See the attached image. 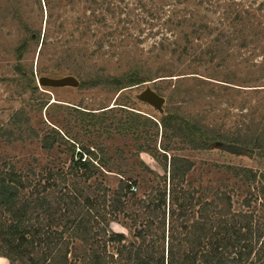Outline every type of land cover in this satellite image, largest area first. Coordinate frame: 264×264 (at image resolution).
<instances>
[{
    "label": "rangeland",
    "instance_id": "374dc122",
    "mask_svg": "<svg viewBox=\"0 0 264 264\" xmlns=\"http://www.w3.org/2000/svg\"><path fill=\"white\" fill-rule=\"evenodd\" d=\"M23 40L25 46L18 48ZM129 71L148 80L120 89L126 83L119 78ZM39 73L51 77L73 75L79 82L100 84L39 86L33 93L29 83H37ZM116 79L122 80L121 84ZM146 85L165 98V111L197 123L204 130L233 132L248 125L264 127V0H0V126L12 127L11 116L25 106L28 121L23 126L36 129L38 136L48 135L49 117L62 132L80 134L79 138L90 144L88 137H96L95 133L85 134L82 128L93 130V120L82 121L73 108L100 116L103 109L121 107L159 123L160 113L135 98ZM115 109V117L125 116L118 111L120 108ZM137 121L140 126L127 129L124 140L118 135L107 140L108 122H94L99 141L121 147L127 158L120 162L114 155L115 161L101 168L104 174L99 178L111 189L117 187L118 172L126 177L138 174L139 183L133 191L138 199L146 200L163 179L154 178L139 161L167 179L168 168L164 171L159 165L164 163L161 147L166 145L168 154L193 161L187 182L202 191L199 193L209 190L204 193L206 201L213 198L211 193L222 183L234 186L236 197H245L246 187H239L227 172L223 173L224 166L264 172L263 160L250 156L244 147L215 139L208 143V149H191L182 144V139L171 137L173 126L164 130L158 124L155 129L144 125L142 118ZM156 130L159 134L152 141L155 150L131 157L137 143H146L145 138ZM13 136L0 137V163L8 159L17 170L25 172L33 167L36 173L51 162L58 167V162L67 165L70 153L64 142L47 152L34 136L20 137L16 132ZM193 139L205 137L194 133ZM127 144L133 148L123 146ZM234 206V212L252 209L240 203ZM256 211L261 213L262 207L257 206ZM144 212L142 204L135 206L130 201L123 214L110 223L111 231L125 237L121 242L109 240L96 245L102 253L114 254L107 258L110 264H128V252L137 248L152 252L155 258L164 254L167 261L166 241L163 248L158 240L154 244L150 240L160 233L159 228H153L155 234L147 229L145 238L136 236L134 230L143 227L145 220L131 225L129 214H138L140 220L145 218ZM175 237L176 259L183 263V256L192 246L184 241L187 234L182 228L178 227ZM74 245L76 253L89 251L81 241ZM116 249L123 251L117 258ZM192 252L198 263V247L193 246ZM0 264L10 263L0 256Z\"/></svg>",
    "mask_w": 264,
    "mask_h": 264
},
{
    "label": "trees",
    "instance_id": "16d2710c",
    "mask_svg": "<svg viewBox=\"0 0 264 264\" xmlns=\"http://www.w3.org/2000/svg\"><path fill=\"white\" fill-rule=\"evenodd\" d=\"M31 38L33 37L30 35ZM25 42L26 40L21 41L18 48H23ZM39 74L41 76L44 73ZM119 79L126 83L125 86H119L120 89L148 80L136 77L135 71H129L126 77ZM119 79L115 81L121 84L122 80ZM98 84L100 83L79 82L78 86ZM29 85L33 93L39 89L35 81L31 80ZM30 99L28 105H31ZM49 106L50 104L46 105V108ZM115 108H120L118 111H123L125 116L115 117L118 114ZM25 111L24 106L14 112L11 116L12 127L0 126V137L4 134L12 137L15 132L20 137L31 135L39 139L40 148L47 152L64 142L67 145L65 150L70 155L65 167L62 163L58 162V167L51 162L42 166L38 173L33 167L23 172L17 170L8 159L1 161L0 165L8 167H0V256L5 257L10 264H110L107 258H113L114 254L108 256L97 249L96 245L102 241H123L124 235L111 231L110 223L118 219L119 213L123 214L130 201L135 206L137 203L142 204L145 210L143 215H146L139 220L138 214H129L132 218L131 225L143 224L145 220L143 227L134 230L137 232L136 236L145 238L147 229L149 234H155V228H159L160 233L150 240L153 244L158 240L163 248L166 241L167 261L165 262L164 254L155 258L152 252L146 253L145 249L137 248L128 252V264H185L184 261L187 264H264V172L249 167L226 165L222 172H227L239 187H246L245 197H236L233 193L237 189L228 183H222L220 188L211 193L213 198L206 201L204 193L209 190L199 193L202 191L191 188V182H187L188 173L194 166L193 161L187 157L168 154L166 145L161 147L164 151V163L159 165L164 171L168 168L167 179L166 175L164 177L154 173L143 161H139L142 169L154 178L163 179V184L152 188L146 200L138 199L133 191L139 183L138 174L126 177L118 172L120 179L114 189L99 178L104 174L100 171L101 168L114 162L116 158L120 162L127 158L123 156L125 151L121 147L99 141V132L95 130L97 127L94 122H108L110 130L106 133L107 140L115 135L124 140L126 130L137 129L140 126L137 120L142 118L147 127L158 129L160 124L162 129L167 130L173 126L171 137L182 139V144H187L191 149H208V143L218 139L244 147L248 153L263 162L264 127L252 128V125H248L233 132H213L165 110L160 113L161 118L157 123L138 112L129 113L121 107L103 109L99 111L100 116L74 107L73 111L77 112L82 121L93 120V130L82 128L85 134L95 133L96 137H88L91 149L87 140L79 138L80 134H73L70 130L62 132L59 125L49 117L47 121L51 127L48 135L38 136L36 129L23 126L28 121ZM86 125L89 126V123ZM120 131L125 133L120 135ZM194 133H200L205 139H193ZM158 134L156 130L153 135L145 138L146 143H137L136 152H131L130 156L138 158L141 152L155 150L152 141ZM123 146L133 148L130 144ZM114 155L116 158H113ZM227 181L228 179L225 180ZM238 203L252 209L234 212L232 208ZM253 203L257 204L252 205ZM257 206L262 207L261 213H257ZM178 227L187 234L184 241L192 248L198 247V263L192 256L195 253L192 248H187L183 263L176 259L174 240ZM76 241L87 246L88 253H76ZM122 254V249H116L115 258ZM114 264L120 262L116 261Z\"/></svg>",
    "mask_w": 264,
    "mask_h": 264
},
{
    "label": "water",
    "instance_id": "95a60500",
    "mask_svg": "<svg viewBox=\"0 0 264 264\" xmlns=\"http://www.w3.org/2000/svg\"><path fill=\"white\" fill-rule=\"evenodd\" d=\"M37 85L40 87H78L79 80L73 75H65L62 77H51L41 75L37 78ZM135 98L143 103L154 107L159 113L164 111L163 105L165 98L153 90L149 85H146L143 90L135 94ZM250 156L251 154L248 153Z\"/></svg>",
    "mask_w": 264,
    "mask_h": 264
}]
</instances>
